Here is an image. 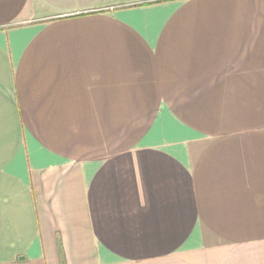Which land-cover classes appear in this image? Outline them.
<instances>
[{"label": "crops", "instance_id": "obj_1", "mask_svg": "<svg viewBox=\"0 0 264 264\" xmlns=\"http://www.w3.org/2000/svg\"><path fill=\"white\" fill-rule=\"evenodd\" d=\"M0 264H264V0H0Z\"/></svg>", "mask_w": 264, "mask_h": 264}]
</instances>
